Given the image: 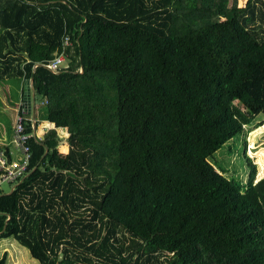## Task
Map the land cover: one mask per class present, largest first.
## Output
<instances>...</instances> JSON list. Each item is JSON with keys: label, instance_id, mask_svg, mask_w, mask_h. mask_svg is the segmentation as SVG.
<instances>
[{"label": "trees", "instance_id": "obj_1", "mask_svg": "<svg viewBox=\"0 0 264 264\" xmlns=\"http://www.w3.org/2000/svg\"><path fill=\"white\" fill-rule=\"evenodd\" d=\"M12 77L55 127L38 141L25 115L0 239L38 264H264L260 166L245 149L244 182L210 162L264 115V0H0Z\"/></svg>", "mask_w": 264, "mask_h": 264}, {"label": "rangeland", "instance_id": "obj_2", "mask_svg": "<svg viewBox=\"0 0 264 264\" xmlns=\"http://www.w3.org/2000/svg\"><path fill=\"white\" fill-rule=\"evenodd\" d=\"M247 0H237V3L244 5ZM41 100L40 96L36 101ZM21 101V83L15 78H9L0 82V126L8 130V125L13 121V115ZM37 102V103H38ZM39 104V103H38ZM237 105L240 103L235 102ZM40 106V105H39ZM38 106L41 114L44 110ZM39 114V113H38ZM38 115L40 126L37 130L41 134L47 128V120ZM60 151L61 148L58 147ZM247 150L249 156L260 166L258 175H264V115L255 117L253 124L245 125L243 132L235 139L229 141L223 149L218 151L210 162L216 167H223L226 170L224 174L227 177L247 181L249 167L244 158V150ZM57 161L55 158H49L47 165L54 167ZM1 189L9 192L11 186L7 182L0 183ZM6 253L7 264H38L33 259L27 248L17 244L12 238L0 239V256Z\"/></svg>", "mask_w": 264, "mask_h": 264}, {"label": "built area", "instance_id": "obj_3", "mask_svg": "<svg viewBox=\"0 0 264 264\" xmlns=\"http://www.w3.org/2000/svg\"><path fill=\"white\" fill-rule=\"evenodd\" d=\"M65 46H71L69 38L65 39ZM43 66L53 73H58L59 71H61V69L67 66V57L63 53L61 55H58L52 61L47 62ZM30 109L31 104L29 103L28 98H22V101L19 104V111L16 114L13 134V143L21 153L19 162L7 163L3 154L0 153V181H5L11 185L13 184V186L21 181V178L25 176L30 159V148L27 145L30 134L26 133L24 129L25 115L27 114V112H30ZM36 139H38V141L40 140L39 138Z\"/></svg>", "mask_w": 264, "mask_h": 264}, {"label": "crops", "instance_id": "obj_4", "mask_svg": "<svg viewBox=\"0 0 264 264\" xmlns=\"http://www.w3.org/2000/svg\"><path fill=\"white\" fill-rule=\"evenodd\" d=\"M27 83V82H26ZM25 84V83H24ZM27 86V85H26ZM32 89V83H29L28 87H26L25 89V92L27 94V98L29 96L30 98V104H31V109H30V112H27V114H29V119L31 120L32 122V126H33V123H36L38 121V115H43L42 117L45 118V113L41 114V112L37 109L38 108H35L34 107V104H36L35 106H39L40 103H41V100L36 101V97L34 96L33 92L31 91ZM29 90L31 91V93H29ZM29 93V95H28ZM25 96V95H24ZM22 95V92H21V101H22V98L24 97ZM26 98V99H27ZM20 101V102H21ZM39 104H38V103ZM20 104V103H19ZM35 108V109H34ZM19 111V105L18 107L16 108V113L13 115V121L12 123L10 124V126L8 125V130L6 131L5 127H2L0 126V145L1 147L3 148L2 150H7L8 151V154H9V157H10V163H17L19 162L20 158H21V153L20 151L18 150V148L16 147V145L13 143V134H14V122H15V118H16V114L17 112ZM39 113V114H38ZM34 121V122H33ZM47 128L46 130H44L41 134H38L37 130L40 126V122L38 121V124L37 126H35V129L33 130V134H34V137L35 138H41L43 133L45 131H47L48 129H53L55 127L54 123H50L47 121ZM61 133L63 135H66V132L64 130L61 131ZM38 140V139H37ZM59 147L61 148L62 151L59 150L58 148V152L61 153V154H67L68 153V145L65 141H63ZM2 153V152H1ZM3 154V153H2ZM4 156V155H3ZM15 160V161H13ZM1 182H4V181H0ZM9 184V183H8ZM11 186L10 188V191L11 192L13 190V188L15 187V185L13 186V184H9Z\"/></svg>", "mask_w": 264, "mask_h": 264}, {"label": "water", "instance_id": "obj_5", "mask_svg": "<svg viewBox=\"0 0 264 264\" xmlns=\"http://www.w3.org/2000/svg\"><path fill=\"white\" fill-rule=\"evenodd\" d=\"M27 98V97H26ZM33 128L35 129V123H33ZM9 218V217H8Z\"/></svg>", "mask_w": 264, "mask_h": 264}, {"label": "bare ground", "instance_id": "obj_6", "mask_svg": "<svg viewBox=\"0 0 264 264\" xmlns=\"http://www.w3.org/2000/svg\"><path fill=\"white\" fill-rule=\"evenodd\" d=\"M35 93V92H34ZM34 122V121H33ZM6 158V157H5ZM13 161H15V160H13Z\"/></svg>", "mask_w": 264, "mask_h": 264}]
</instances>
